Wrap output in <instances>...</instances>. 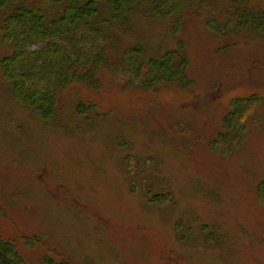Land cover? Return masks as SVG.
I'll return each instance as SVG.
<instances>
[{
    "label": "rangeland",
    "instance_id": "obj_1",
    "mask_svg": "<svg viewBox=\"0 0 264 264\" xmlns=\"http://www.w3.org/2000/svg\"><path fill=\"white\" fill-rule=\"evenodd\" d=\"M107 34L116 66L140 46L145 69L181 39L192 85L106 69L47 122L0 70V241L24 264H264V40L216 39L197 16L179 36L140 14ZM10 51L0 38V61ZM242 100L255 104L230 149Z\"/></svg>",
    "mask_w": 264,
    "mask_h": 264
},
{
    "label": "trees",
    "instance_id": "obj_2",
    "mask_svg": "<svg viewBox=\"0 0 264 264\" xmlns=\"http://www.w3.org/2000/svg\"><path fill=\"white\" fill-rule=\"evenodd\" d=\"M137 14L171 21L174 36L182 33L187 17L197 16L216 39L235 42L244 34L264 40V10L252 0H0V38L11 49L0 61V70L15 100L48 122L56 116L58 100L66 90L75 84L95 85L106 69L132 73L144 79L148 89L160 84L192 85L181 39L179 50L151 59L147 69L140 46L124 51L122 66L111 61L109 45L115 38L107 32L110 27L124 31ZM254 104L233 103L222 138L230 149L232 142L242 141L239 134L233 135ZM0 264L24 262L16 247L0 241Z\"/></svg>",
    "mask_w": 264,
    "mask_h": 264
}]
</instances>
